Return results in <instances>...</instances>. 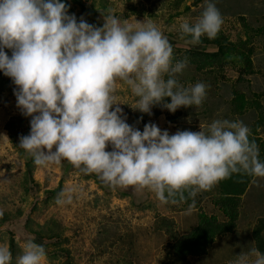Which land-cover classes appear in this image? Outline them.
I'll return each instance as SVG.
<instances>
[{"label": "clouds", "instance_id": "obj_1", "mask_svg": "<svg viewBox=\"0 0 264 264\" xmlns=\"http://www.w3.org/2000/svg\"><path fill=\"white\" fill-rule=\"evenodd\" d=\"M69 9L66 0H0V71L16 86L20 113L31 117L18 146L36 165L66 160L106 184L147 187L161 200L189 188L195 195L241 170L264 177V161L243 122L215 120L207 130L201 124L199 131L174 134L152 122L142 131L129 124L115 95L118 81L138 97L131 107L149 115L155 106L172 113L199 107L208 86L179 84L175 77L187 58L173 62V47L154 23L121 24L108 16L99 27ZM223 22L208 0L197 21L185 20L179 30L198 44L202 36L215 38ZM72 192L63 190L57 202L71 203ZM20 247L15 264H45L42 244L27 240ZM12 262L11 250L0 245V264ZM232 264H264V252L243 251Z\"/></svg>", "mask_w": 264, "mask_h": 264}, {"label": "rangeland", "instance_id": "obj_2", "mask_svg": "<svg viewBox=\"0 0 264 264\" xmlns=\"http://www.w3.org/2000/svg\"><path fill=\"white\" fill-rule=\"evenodd\" d=\"M66 2L70 5V13L99 27L108 16H114L121 24L128 22L142 26L144 21L154 23L173 47V62L182 61L187 51L201 47L188 43L179 26L185 20L195 23L208 0H184L179 6L175 5V0ZM212 2L224 21L219 32L235 45V51L220 67L200 71L188 62L182 73L175 77L184 87L196 83L207 85L202 104L181 107L183 114L176 121L169 120L171 112L161 106L153 107L149 115L131 107L138 97L132 94L126 83L118 81L115 95L122 102L119 106L124 109L129 124L142 131L145 124L152 122L172 134L176 128L183 129V124L190 129L194 128L193 125L205 124L207 130L215 120L239 121L249 129L255 127L259 113L249 102L257 100L264 110V31L261 30L264 26V0ZM244 41L249 44L241 47ZM250 48L255 70L252 74L247 73L248 63L243 59L248 56ZM15 87L10 77L0 78V210L13 218L7 223L0 222V245L8 247L10 230L14 229L21 252L20 245L27 240L44 246L47 253L45 264H66L67 260L73 264H180L172 249L174 242L169 240L165 228L159 227L160 218L173 220L178 236L197 226L199 212L223 219L222 213L213 205V198L217 197L214 189L199 190L197 206H173L147 187L111 186L101 182L97 174H85L66 160L59 165L40 166L34 174L40 191L29 190L30 185L25 182L26 152L18 145L20 136L30 132V117L23 116L16 106ZM235 92L245 95L242 114H235L231 108ZM10 119L17 128L13 132L6 128ZM255 133L264 142V125L257 127ZM107 150L110 151L111 146ZM60 185L62 191L73 189L71 203L59 204L57 197L52 200L44 199V196L40 198L45 189L54 190ZM241 200L234 230L216 238L204 254L188 257L186 264H232L241 252L256 248L253 231L258 220L264 218V177L255 176ZM52 216L62 221L66 229L64 237L70 238L68 244L57 239L51 243L43 235L38 223L49 229Z\"/></svg>", "mask_w": 264, "mask_h": 264}, {"label": "trees", "instance_id": "obj_3", "mask_svg": "<svg viewBox=\"0 0 264 264\" xmlns=\"http://www.w3.org/2000/svg\"><path fill=\"white\" fill-rule=\"evenodd\" d=\"M184 0H175V5L179 6ZM264 31V26L261 29ZM172 42L175 43L171 34H169ZM185 40L188 43L192 42L191 36L185 35ZM248 41H244L240 44L241 47L248 45ZM200 45V49H194L192 51H187V55L184 60L187 58V61L191 65H195L198 70L204 69H214L215 67H220L226 64L227 59L231 56V53L235 51V45L232 42H229L226 36L222 33L218 32L215 38L209 39L206 35L201 37V42L198 43ZM9 55H11V50H7ZM248 56L246 55L243 59L248 63L247 73H254V69L251 64V53H253L252 48L249 50ZM6 77L2 71H0V78ZM167 75L165 79H167ZM180 83V80L176 78ZM244 94L235 92L233 99L231 100V108L235 114H242L245 110L246 100L244 98ZM167 102L171 101V98H165ZM250 105H254L259 113V120L256 122L255 127L250 128V136L249 139L254 141L259 148V158L264 161V142L260 140V138L255 133L256 128L264 125V110L260 102L257 100L254 103H250ZM181 109L179 108L175 113H169L168 117L171 121H176L179 117L182 116ZM21 123V120H20ZM6 128L9 132H13L17 130L14 125V121L10 119ZM26 152V151H25ZM26 179L25 182L29 184V190L38 192L39 183L35 181L34 174L37 169H39V165H36L33 162V157L30 153L26 152ZM255 176L249 175L243 170L239 172L232 173L230 176L220 180L209 190L214 189L217 193V197L213 198V205L218 208V210L222 213L223 219L218 218L217 216H209L199 212V222L196 227H194L189 233L178 236L174 231V221L167 218H160L159 227L165 228L166 233L168 234V238L170 241L174 242L172 249L176 256V260L178 263L186 264L188 257L191 256H200L204 254L208 247L215 241L219 236L224 235L225 233L232 232L236 226V221L239 216V208L241 205V196L244 195L247 188L249 187L250 182ZM101 182H104L101 180ZM33 187V188H32ZM40 191V190H39ZM62 192V186H58L54 190L45 189L42 195H39L42 199L52 200L58 197V194ZM199 190L195 192V195H192V189H184L181 191L174 192L171 196H168L166 193V199L168 203L173 206L182 205L184 208L192 206H197L199 201L197 200ZM37 207L35 206V209ZM4 214L0 216L1 223H7L13 218L10 214L3 212ZM51 227L45 228L41 226L40 223L38 225L42 228L43 235L48 237L47 240H50L51 243L56 242L57 240H61L62 243L68 244L70 238L64 237L66 229L61 220L52 216ZM37 231L35 230V233ZM253 236L256 244V249H259L261 252H264V218H260L258 220V224L256 225ZM57 239L56 241H54ZM8 248L11 250L13 254V262L15 264V258L20 255L22 252L20 249L18 250L17 242L15 240V230H10V235L8 239ZM67 251V250H66ZM68 254V251H67ZM68 258V257H67ZM66 264H73L71 260H67Z\"/></svg>", "mask_w": 264, "mask_h": 264}, {"label": "crops", "instance_id": "obj_4", "mask_svg": "<svg viewBox=\"0 0 264 264\" xmlns=\"http://www.w3.org/2000/svg\"><path fill=\"white\" fill-rule=\"evenodd\" d=\"M185 125L186 124H183V129H181V128H176L177 130H192V131H199V129H200V126H196V125H193L194 126V128H192L191 127V129L189 128V127H185ZM205 124H203V126H204ZM205 127V126H204ZM175 129V128H174ZM177 130H175L174 131V133L177 131Z\"/></svg>", "mask_w": 264, "mask_h": 264}, {"label": "water", "instance_id": "obj_5", "mask_svg": "<svg viewBox=\"0 0 264 264\" xmlns=\"http://www.w3.org/2000/svg\"><path fill=\"white\" fill-rule=\"evenodd\" d=\"M30 120H31V117H30ZM30 120H29V125H30Z\"/></svg>", "mask_w": 264, "mask_h": 264}]
</instances>
